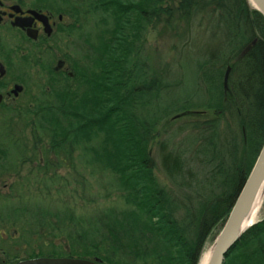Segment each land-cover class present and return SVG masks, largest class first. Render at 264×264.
<instances>
[{
	"label": "trees",
	"instance_id": "obj_1",
	"mask_svg": "<svg viewBox=\"0 0 264 264\" xmlns=\"http://www.w3.org/2000/svg\"><path fill=\"white\" fill-rule=\"evenodd\" d=\"M85 1L91 30L80 33L85 50L69 60L74 77L49 82L50 100L38 101L31 126L57 157L73 161L79 153L91 176L110 175L111 196L119 201L91 216L42 209L32 216L38 249L10 259L200 264L264 146V16L247 0ZM158 28L165 31L169 61L148 47ZM191 59L192 96L199 100L190 96L184 104L192 107L174 100L165 108L167 94L188 89L183 75ZM198 110L213 117L188 129L182 149L159 144L169 186L156 175L152 143L167 118ZM8 158L0 150V160ZM27 210L10 208L0 219L14 214L17 225ZM225 264H264V219L245 232Z\"/></svg>",
	"mask_w": 264,
	"mask_h": 264
},
{
	"label": "rangeland",
	"instance_id": "obj_2",
	"mask_svg": "<svg viewBox=\"0 0 264 264\" xmlns=\"http://www.w3.org/2000/svg\"><path fill=\"white\" fill-rule=\"evenodd\" d=\"M87 30L90 31L91 28ZM166 38L165 31L161 28L153 30L148 35L149 50L157 55L160 52L163 59L166 58L165 55L168 53L169 47ZM59 41H61L59 36L55 35L52 41L41 48L32 47L34 52L44 54V56L35 57V60L29 61L26 66L29 67L28 71L22 70L23 74L25 72L27 74L25 92L15 102L6 101L5 105L0 106V150L5 151L9 157L7 161L0 160V218H8L7 213L10 212V208L12 212L15 208L23 209L24 206H28L26 217L17 225L12 219L14 214H11L8 220L0 219V231L6 236L14 237L11 247L15 242L20 244L16 251L21 256H25L26 252L31 253L38 249V247L36 248L38 227L34 224L32 216L41 213L42 209L43 212L45 209L56 213L70 208L76 210L79 215L91 216L114 206L119 201L115 194L111 196L109 189L112 177L110 175L97 172L91 176L90 169L83 168L84 160L80 159L79 161V153L76 154L77 160L74 156L73 161L67 160L62 154L57 157L51 150L48 139L45 136L42 138L38 136L31 126L35 118L33 114L38 111V101L41 99L43 101L50 100L49 96H45L49 90L48 84L50 81L58 79L57 76H52V72H50V76L47 71H51L60 59H65L64 52L68 46L65 43H58ZM166 59L169 61L172 59V55H168ZM15 63L20 64L19 61ZM186 64L189 71L184 72L183 80H187L185 86L190 90V95L189 90L183 88L171 92L174 93L173 95L167 94L166 100L163 102L165 108L174 100L178 101L177 104L180 107H192L188 103L186 105V102L184 104V99L190 98V96L193 101L199 100L197 96H192V91L196 89L193 81L196 61L194 59L187 60ZM14 74L16 72H13ZM212 117L213 112L198 110L194 115L179 119H174L171 116L162 123L159 137L151 146V154L156 166L155 172L160 181L171 185L163 173L161 165L159 155L161 141L169 142L170 147L176 150L182 149V141L189 134L188 129L193 125L201 128ZM2 162L4 163L1 164ZM80 174L83 176L81 177ZM263 219L264 204L258 222ZM26 223H30V226ZM44 234H46L45 231ZM218 235L219 232H214L210 236L205 251L214 245ZM30 243L33 247L35 245V249H32L33 247L22 249ZM56 243L59 244L60 241L57 240ZM12 248V252H14V247ZM0 255V264H3L5 258L1 250Z\"/></svg>",
	"mask_w": 264,
	"mask_h": 264
},
{
	"label": "flooded vegetation",
	"instance_id": "obj_3",
	"mask_svg": "<svg viewBox=\"0 0 264 264\" xmlns=\"http://www.w3.org/2000/svg\"><path fill=\"white\" fill-rule=\"evenodd\" d=\"M85 4V0H0V94L3 98L0 106L5 105L6 101L15 102L25 92L27 74H23L22 70L28 71L29 67L26 66L29 61L44 56L34 52L32 47L41 48L55 35L61 40L58 43H65L68 47L64 52L65 59H60L47 72L49 75L52 72L55 77H74V66L69 60L80 57L85 50L80 33L91 27L90 17L82 10ZM16 61L20 64L17 65ZM59 64L61 68L55 70ZM13 72L16 74L13 75ZM16 86L22 87L18 94L14 93ZM0 235V250L5 258L2 263L25 261L10 259L18 250L16 247L12 252L14 246L11 247V241L14 237L6 236L1 231ZM24 248H31V243Z\"/></svg>",
	"mask_w": 264,
	"mask_h": 264
},
{
	"label": "water",
	"instance_id": "obj_4",
	"mask_svg": "<svg viewBox=\"0 0 264 264\" xmlns=\"http://www.w3.org/2000/svg\"><path fill=\"white\" fill-rule=\"evenodd\" d=\"M250 8L262 14L264 16V0H247ZM256 41L252 43L255 44ZM251 45V46H252ZM61 68V64L55 69ZM232 71L231 67H228L224 77V88L227 92L229 90V78ZM22 90L21 86H16L14 93L18 94ZM2 95L0 94V103L2 102ZM196 112H185L174 117L179 119L185 116L194 115ZM264 185V146L258 156V159L245 182L232 211L226 220L221 232L219 233L214 245L211 260L209 264H225L228 254L240 241L245 232L253 225L245 228L243 223L245 214L259 191ZM257 223V222H256ZM255 223V224H256ZM16 264H105L100 260H87L79 258H38L18 262Z\"/></svg>",
	"mask_w": 264,
	"mask_h": 264
},
{
	"label": "bare ground",
	"instance_id": "obj_5",
	"mask_svg": "<svg viewBox=\"0 0 264 264\" xmlns=\"http://www.w3.org/2000/svg\"><path fill=\"white\" fill-rule=\"evenodd\" d=\"M264 204V185L259 189L255 197L253 198L243 220L245 228L258 222L261 215ZM213 246L210 247L202 256L200 264H209L213 252Z\"/></svg>",
	"mask_w": 264,
	"mask_h": 264
}]
</instances>
